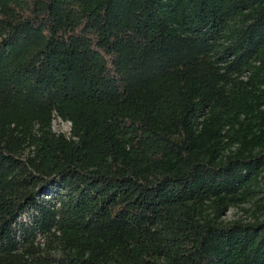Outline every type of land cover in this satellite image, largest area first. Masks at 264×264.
<instances>
[{
	"label": "trees",
	"instance_id": "1",
	"mask_svg": "<svg viewBox=\"0 0 264 264\" xmlns=\"http://www.w3.org/2000/svg\"><path fill=\"white\" fill-rule=\"evenodd\" d=\"M0 264H264V0H0Z\"/></svg>",
	"mask_w": 264,
	"mask_h": 264
},
{
	"label": "rangeland",
	"instance_id": "2",
	"mask_svg": "<svg viewBox=\"0 0 264 264\" xmlns=\"http://www.w3.org/2000/svg\"><path fill=\"white\" fill-rule=\"evenodd\" d=\"M69 124L61 122L60 120L55 119L52 123V129L55 132L69 133ZM259 214L257 207L254 204L247 203L238 207L230 208L222 217L223 222H232V221H244L249 222L253 221L254 218Z\"/></svg>",
	"mask_w": 264,
	"mask_h": 264
}]
</instances>
